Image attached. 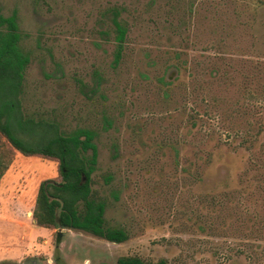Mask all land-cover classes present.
<instances>
[{"label": "rangeland", "instance_id": "1", "mask_svg": "<svg viewBox=\"0 0 264 264\" xmlns=\"http://www.w3.org/2000/svg\"><path fill=\"white\" fill-rule=\"evenodd\" d=\"M13 14L30 57L18 116L40 142L94 132L93 190L129 239L62 230L57 246L56 230H32L58 163L17 154L0 186V264H264V0H0Z\"/></svg>", "mask_w": 264, "mask_h": 264}, {"label": "trees", "instance_id": "2", "mask_svg": "<svg viewBox=\"0 0 264 264\" xmlns=\"http://www.w3.org/2000/svg\"><path fill=\"white\" fill-rule=\"evenodd\" d=\"M116 24L117 51L115 63L122 58L126 38L125 28ZM21 34L16 14L0 17V183L13 165L17 154L58 163L60 180L43 181L37 191L33 220L39 228L56 230L55 244L63 240L62 230L83 231L111 243H124L129 233L122 227H111L105 218L107 203L98 199L93 190L92 174L98 157L95 134L89 129H79L64 135L44 131L43 142L34 138L39 124L23 121L18 116L16 100L20 94L25 69L30 57L21 48ZM15 124L33 137L32 141L17 134ZM40 138V139H41ZM260 193H264V169L259 171ZM261 172V173H259ZM257 177V176H256ZM263 179V181H262ZM109 181V176L105 177ZM110 264V263H101ZM115 264H148L137 256H122ZM151 264H168L160 259Z\"/></svg>", "mask_w": 264, "mask_h": 264}, {"label": "crops", "instance_id": "3", "mask_svg": "<svg viewBox=\"0 0 264 264\" xmlns=\"http://www.w3.org/2000/svg\"><path fill=\"white\" fill-rule=\"evenodd\" d=\"M11 167H12V166H11ZM10 169H11V168H10ZM10 169H9V171H10ZM9 171H8V172H9ZM8 172L5 174V176L8 174ZM5 176L3 177L2 181L5 179ZM2 181H1V183H0V186H1V184H2ZM8 205L11 206V207H10L9 209H7L6 211H7V212H9V211L11 212V211H12V212H13L14 209H12V206H13L14 204L11 202V203L8 204ZM33 208H34V206H33ZM27 210H28V209H27ZM27 210H26V212H27ZM14 211H15V210H14ZM32 212H33V210H32ZM32 212H29V213H28V215H29V216H28L29 219L32 220V223H33L34 226L36 227V228H35V227L32 228V230H35V231H36V229H44V230H46L45 228H39V227L36 226L35 221L33 220V217H32ZM2 219H4V218H2ZM5 220H6V221L13 222V223H18V225H20V226H22V227L25 226V223H26V224L28 223V221H27V217H26L25 220H23V221H22L21 219H19V220L17 221L16 218H9V219H5ZM25 221H27V222H25ZM28 224H29V223H28ZM47 230H48V229H47ZM35 231H33V234H34ZM37 235H38V234H37ZM34 236H35V235H34ZM34 236H32V237H34ZM21 241H23V242L28 241V240H27V237L23 235V236L21 237ZM28 242H29V241H28ZM26 251H27V250H26ZM25 253H26V252L23 251V253H22V258H23V256L25 255ZM20 258H21V257H20Z\"/></svg>", "mask_w": 264, "mask_h": 264}]
</instances>
